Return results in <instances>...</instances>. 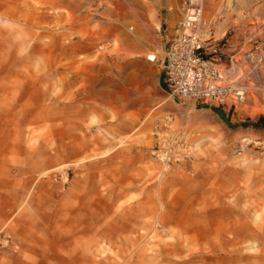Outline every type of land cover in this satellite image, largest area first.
I'll list each match as a JSON object with an SVG mask.
<instances>
[{"label": "rangeland", "instance_id": "1", "mask_svg": "<svg viewBox=\"0 0 264 264\" xmlns=\"http://www.w3.org/2000/svg\"><path fill=\"white\" fill-rule=\"evenodd\" d=\"M185 1L0 0V264H264V1L199 0L231 110L163 88Z\"/></svg>", "mask_w": 264, "mask_h": 264}, {"label": "built area", "instance_id": "2", "mask_svg": "<svg viewBox=\"0 0 264 264\" xmlns=\"http://www.w3.org/2000/svg\"><path fill=\"white\" fill-rule=\"evenodd\" d=\"M219 42L213 32L202 35V8L199 0H187L181 5V17L174 35L167 43L161 60L162 85L169 98L177 101H191L194 106H216L231 110L246 97L247 87L242 82V72L233 71L230 77L225 71L237 64L230 59V65L219 66L215 56H207L212 48L216 53ZM236 72V74H234Z\"/></svg>", "mask_w": 264, "mask_h": 264}, {"label": "bare ground", "instance_id": "3", "mask_svg": "<svg viewBox=\"0 0 264 264\" xmlns=\"http://www.w3.org/2000/svg\"><path fill=\"white\" fill-rule=\"evenodd\" d=\"M264 1V0H263ZM243 16V14H242ZM215 25V20L213 18H203L202 16V35L203 37H207L210 33L211 30V26ZM121 27L123 28V35L121 39H117V43H116V49L114 50V54L115 57H113L114 59H118L120 60L121 58H126L128 56H133L136 55L138 53H136V51H132L129 50L128 48L131 47H135L138 46L142 43H144V41H147V39H144L145 37L140 35L139 32L137 31V28H135L132 25H126L125 23H121ZM158 28V26L156 27ZM149 41V40H148ZM81 49H85L86 46L85 45H80L79 46ZM146 59L150 62H154L156 59V54L155 53H146L145 54ZM102 58H100L99 56H96L95 58H93L90 61H85L82 68L83 69H89L93 70L95 69L96 65L98 64V62L101 60ZM116 69L121 68L120 64L115 63ZM241 68L239 67V65L235 66L232 70L230 71H226L224 69H222V71H225L226 74H228L230 77H233V71H240ZM236 72H234V74H236ZM264 89V88H263ZM247 96V94H246ZM158 223V222H157ZM157 226H159L161 229L166 230L165 226L162 224H158ZM163 254H173L172 251L170 250H164Z\"/></svg>", "mask_w": 264, "mask_h": 264}]
</instances>
